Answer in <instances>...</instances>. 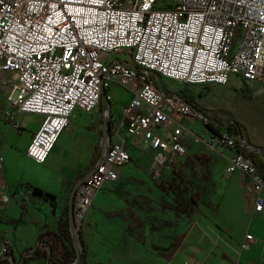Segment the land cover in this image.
Listing matches in <instances>:
<instances>
[{
	"label": "built area",
	"instance_id": "2783aa9c",
	"mask_svg": "<svg viewBox=\"0 0 264 264\" xmlns=\"http://www.w3.org/2000/svg\"><path fill=\"white\" fill-rule=\"evenodd\" d=\"M0 72L11 106L3 124L12 131L21 129L20 115L42 117L27 149L35 163H46L76 109L91 114L104 99L110 105L109 90L118 85L132 94L122 124L144 148L159 151L156 163L168 170L175 155L187 153L182 120H210L182 95L160 91L153 77L190 86L229 85L233 76L264 83V0H0ZM205 143L243 145L227 129ZM101 145L100 161L75 191L77 229L97 192L131 161L110 133ZM4 164L0 151V212L9 201ZM237 171L250 178L254 209L262 212L264 172L253 150L229 159L228 173ZM253 237L244 238L242 250ZM0 238V260L8 259L11 240Z\"/></svg>",
	"mask_w": 264,
	"mask_h": 264
},
{
	"label": "crops",
	"instance_id": "0c3cea01",
	"mask_svg": "<svg viewBox=\"0 0 264 264\" xmlns=\"http://www.w3.org/2000/svg\"><path fill=\"white\" fill-rule=\"evenodd\" d=\"M5 77L7 74L0 72V81ZM153 80L160 91L188 96L193 107L208 114L204 117L210 123L204 122L211 125V138L223 129L231 131L233 117L242 124L244 139L264 148L262 81L233 76L231 86H201L195 95L184 87L190 85L160 76ZM112 88L110 105L104 99L91 114L74 111L70 126L60 135L44 164L27 156L42 117L20 115L21 129L8 132L1 128L2 112L0 151L5 159L3 181L9 201L0 212V232L11 240L17 262L23 261L49 227L57 229L52 216L55 206L61 212L67 208L69 213L72 193L101 159V141L109 133V122L112 140L124 142L131 161L118 168L116 182H106L97 192L85 216L82 232L89 264H264V260L256 263L243 257L244 252L264 248V210L258 213L254 209L256 196L250 178L242 171L228 173L229 159L240 147L217 145L212 149L205 143L209 139L183 126L186 120L197 118H185L181 125L187 153L175 155L171 169H164L156 163L160 152L144 148L122 124V110L132 94L122 88L128 100L118 108L113 105ZM204 94L217 98L216 107L202 102L199 95ZM0 98L8 105L5 90H0ZM29 116L32 118L23 126ZM242 144V151L251 150ZM240 177L248 181L247 187L238 184ZM65 232L61 234L72 259L75 244ZM248 234L254 240L242 250L241 243ZM47 262L44 255L24 264Z\"/></svg>",
	"mask_w": 264,
	"mask_h": 264
},
{
	"label": "rangeland",
	"instance_id": "374dc122",
	"mask_svg": "<svg viewBox=\"0 0 264 264\" xmlns=\"http://www.w3.org/2000/svg\"><path fill=\"white\" fill-rule=\"evenodd\" d=\"M167 2V1H166ZM112 61V59H111ZM173 85L175 83H172ZM232 84V82H231ZM231 84H229L231 86ZM186 88V90H188L190 93L195 92L194 94L196 95L197 93H199L201 86L198 85H192V86H184ZM111 93L114 96V106L117 105L118 108L123 107V105L127 102L128 100V95L126 92H124V90L122 89V87H119L118 85H114L113 88L111 89ZM182 98L184 100H187L188 96H182ZM199 98L202 99L203 103L206 104H210L216 107V103H217V98L212 96V97H208L206 96V94L204 95H199ZM229 100H232V96L229 95ZM11 106L5 103V99L0 98V116L2 114V112H6L7 110H10ZM230 112L232 114H235L234 112H232L230 110ZM229 113V111H228ZM205 114V113H204ZM206 116L208 114H205ZM229 115L231 116V114L229 113ZM236 117V115H234ZM32 117H27L23 122L22 125L26 126L27 122L31 119ZM232 119H234L233 121H235V118L232 117ZM183 126L185 128H187L188 130H191L193 132H195L197 135H199L200 137L204 138L205 140L207 139H211L212 136V130L205 124V122L201 119V120H197L196 121H190V120H186L185 122H183ZM241 128H243L242 124H240ZM1 128L4 129L5 131L11 132V130L8 128L7 125L3 124V122L1 123ZM247 128V127H246ZM230 134L233 136L235 134H233L232 130L229 131ZM237 136V135H236ZM61 140L65 139L62 137ZM245 143V147L247 146V143H250L246 140H244ZM260 152V151H259ZM258 152V153H259ZM262 155V159L264 160V152L259 153ZM240 180H238V184H240V186H242L243 188L247 187L248 185V181L245 180V178L240 177L238 178ZM57 205V204H56ZM52 216L53 218H55L56 222H57V229H52L51 227H49L45 232V234L42 235L41 240H45L47 243H49V245H53L54 249H55V257L60 259L61 262L60 264H67V262L70 261L71 257H72V252L69 248V245L66 243L64 236L61 234V231H64L68 228H70L71 224V218H70V214L71 211L69 209V213L67 208H65L62 212L61 209L57 208L56 206L53 209L52 212ZM67 214H69V218H67ZM65 217V218H64ZM70 221V223H69ZM83 229V227H82ZM75 236H77V229H74L73 231V237L71 235V237L68 235V237L70 239L73 240V242L75 243V245L77 246V248L81 247V243L79 242L78 244H76L75 242ZM79 240V239H78ZM0 244H2V240L0 238ZM7 250L10 249L9 246L5 247ZM45 255L44 250H39L38 256L36 258L39 257H43ZM243 257L245 259L248 258H252L256 263H261L264 260V248L260 249V250H254L252 252H244L243 253ZM18 259H16V257L11 254V256L8 259H3L0 260V264H21L19 262H17Z\"/></svg>",
	"mask_w": 264,
	"mask_h": 264
},
{
	"label": "trees",
	"instance_id": "16d2710c",
	"mask_svg": "<svg viewBox=\"0 0 264 264\" xmlns=\"http://www.w3.org/2000/svg\"><path fill=\"white\" fill-rule=\"evenodd\" d=\"M188 101V100H186ZM197 109H199V107H197ZM208 127H211V125H207ZM231 126V130L233 132V134L236 135H243L242 132V128L240 126V123L238 121H234L233 124L230 125ZM244 136V135H243ZM238 146L240 147V151H242V146L238 143ZM260 149H264L263 147L258 146ZM251 150L254 151V161L260 166V167H264V160L261 159L260 154L257 152L258 149L256 147H249ZM244 152V151H242ZM245 153V152H244ZM72 226L70 225V228H68L67 230H65L66 235L70 236L72 235L73 237V231L74 229H77L75 224L71 221ZM82 228L77 229V236L79 239V242L81 243V247L77 248V246L75 245V256L69 261L67 262V264H89L88 262V257H87V245L86 242L84 240L83 237V232H82ZM75 244V243H74ZM40 248H42L45 252V255L47 257V264H60L61 260L56 258L55 255V249L53 247V245H49V243H47L45 240H40V242L35 245L34 248H32L29 252V254L23 259V261H21V264H24L26 261L30 260V259H35L38 256L39 250Z\"/></svg>",
	"mask_w": 264,
	"mask_h": 264
},
{
	"label": "water",
	"instance_id": "95a60500",
	"mask_svg": "<svg viewBox=\"0 0 264 264\" xmlns=\"http://www.w3.org/2000/svg\"><path fill=\"white\" fill-rule=\"evenodd\" d=\"M194 109L197 110V108H195V107H194ZM197 112L206 117V115L204 113H202L201 111L197 110ZM107 128H108L109 133H110V131H111V125H110L109 122L107 123ZM239 137L241 138V141L245 143L244 136L243 135H239ZM247 147H256L258 149V151H260V153L264 152V149H260L258 146L253 145L251 143H247ZM75 191L72 193L71 198H70V211H71L70 218H71V221L73 223H75V220H74V215H75V210H74L75 202H74V199H75V195H76L75 194ZM75 242H76V244L79 243L78 236H75Z\"/></svg>",
	"mask_w": 264,
	"mask_h": 264
}]
</instances>
